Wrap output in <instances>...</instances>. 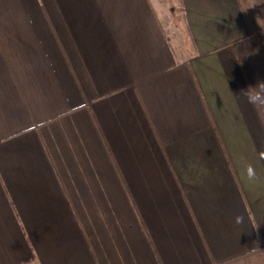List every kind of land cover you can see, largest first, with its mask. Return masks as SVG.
Returning <instances> with one entry per match:
<instances>
[{
  "label": "crops",
  "instance_id": "obj_1",
  "mask_svg": "<svg viewBox=\"0 0 264 264\" xmlns=\"http://www.w3.org/2000/svg\"><path fill=\"white\" fill-rule=\"evenodd\" d=\"M172 2L0 0V264H264V0Z\"/></svg>",
  "mask_w": 264,
  "mask_h": 264
},
{
  "label": "clouds",
  "instance_id": "obj_2",
  "mask_svg": "<svg viewBox=\"0 0 264 264\" xmlns=\"http://www.w3.org/2000/svg\"><path fill=\"white\" fill-rule=\"evenodd\" d=\"M245 95L250 103L264 104V87L258 90L252 91V92L245 91ZM248 176L250 179L255 178L254 171L251 168L248 170ZM238 222H239V219H238Z\"/></svg>",
  "mask_w": 264,
  "mask_h": 264
},
{
  "label": "rangeland",
  "instance_id": "obj_3",
  "mask_svg": "<svg viewBox=\"0 0 264 264\" xmlns=\"http://www.w3.org/2000/svg\"><path fill=\"white\" fill-rule=\"evenodd\" d=\"M173 0H156V2L159 4V6L162 7V18L166 21L167 24H169L170 22H172V18L174 17V7H171L170 6L173 4L172 2ZM170 4V6H169ZM174 8V9H173ZM168 21V22H167ZM172 27V26H171ZM171 43L173 44V41L172 39L170 40Z\"/></svg>",
  "mask_w": 264,
  "mask_h": 264
}]
</instances>
